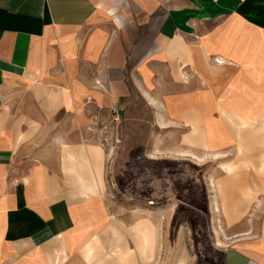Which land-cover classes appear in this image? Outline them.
Masks as SVG:
<instances>
[{
    "label": "crops",
    "instance_id": "crops-1",
    "mask_svg": "<svg viewBox=\"0 0 264 264\" xmlns=\"http://www.w3.org/2000/svg\"><path fill=\"white\" fill-rule=\"evenodd\" d=\"M130 98L159 154L233 153L232 228L264 207V0H0V264H152L155 223L111 215L87 131ZM261 233L222 262L264 264Z\"/></svg>",
    "mask_w": 264,
    "mask_h": 264
},
{
    "label": "rangeland",
    "instance_id": "rangeland-1",
    "mask_svg": "<svg viewBox=\"0 0 264 264\" xmlns=\"http://www.w3.org/2000/svg\"><path fill=\"white\" fill-rule=\"evenodd\" d=\"M128 101L90 113L87 131L104 151V195L111 215L155 223L160 250L152 264H225L226 249L259 242L264 207L235 228L220 217L217 180L233 153L207 158L159 154L154 147L160 131L152 116L138 100ZM245 229L248 234L235 233Z\"/></svg>",
    "mask_w": 264,
    "mask_h": 264
}]
</instances>
